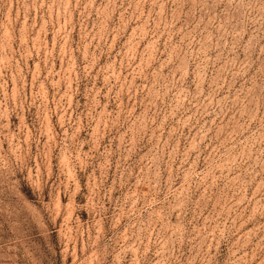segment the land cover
I'll use <instances>...</instances> for the list:
<instances>
[{"label":"rangeland","instance_id":"rangeland-1","mask_svg":"<svg viewBox=\"0 0 264 264\" xmlns=\"http://www.w3.org/2000/svg\"><path fill=\"white\" fill-rule=\"evenodd\" d=\"M0 264H264V0H0Z\"/></svg>","mask_w":264,"mask_h":264}]
</instances>
